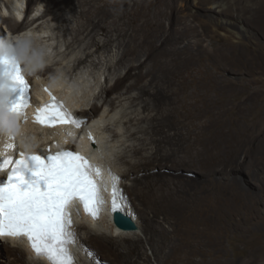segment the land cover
<instances>
[{"label":"bare ground","instance_id":"1","mask_svg":"<svg viewBox=\"0 0 264 264\" xmlns=\"http://www.w3.org/2000/svg\"><path fill=\"white\" fill-rule=\"evenodd\" d=\"M108 1L42 0L24 24L26 16L22 21L16 16L20 12L26 14L32 0H0V43L16 42L25 71L33 82V96L39 94L41 85H51L57 93L65 94L74 107H83L77 112L80 117L96 119L101 162L108 165L118 196L124 198L122 211L136 224V229L126 230L113 224L111 213L96 222L73 213L74 264H98V255L101 264H177L180 259L188 264H206L207 259L220 253L222 240L227 236L225 226L229 218L225 217L224 208L233 205L254 211L251 199L259 198L258 192L264 195V187L248 193L229 177L228 172L241 168L246 156L239 157L236 151L227 154L226 140L229 141L235 126L206 118L213 98L204 79L192 77V70L197 63L208 61L206 56L201 57L207 49L194 48L184 41L186 32L196 25L192 20L200 10L206 11L204 18L216 15L211 18L216 21V28L239 39L245 38L241 34L244 20L258 26L264 35L263 6L256 4L251 13V8L245 7L253 0H111L109 7L116 18L121 17L118 12L135 15L131 19L132 31L122 32L125 41L116 36L115 24L107 15L102 14L104 17L98 23L93 22L94 12L101 7L103 10ZM177 3H181L180 10ZM63 10H74L79 25L56 35L55 30H60L61 22L68 17ZM230 11L237 13L230 17ZM144 13L150 16L147 22ZM203 22L205 19L199 24ZM223 40L227 41L225 37ZM59 42L65 43L63 50H59ZM99 46H103L104 54ZM231 61L219 60L222 64ZM166 76L172 80L169 85ZM112 79L115 80L111 84ZM168 86L171 93L179 92L184 109L178 113L181 120L177 117V123L184 128L181 141L187 152L183 154L162 148V139L156 136L163 127L159 122L161 114L141 94ZM113 93L115 96H111ZM103 94V104L97 103ZM260 100L261 103L254 97L245 106L248 115L242 116L244 120L252 119L255 112L264 123V98ZM13 118L18 122V117ZM188 123L190 127L186 126ZM23 129L28 143L38 141L41 133L46 132L31 125ZM165 137L174 139L171 132L165 133ZM77 142L81 149L86 148L84 141ZM260 159L264 160V148L257 158L250 159L253 164L249 175L259 178ZM156 163L193 167L198 179L174 178L159 171L150 173L151 165L158 167ZM179 188L184 189L182 193ZM249 234L241 233L240 237L247 240ZM254 239L246 255L264 264V232ZM130 253L134 254V262L127 255ZM0 264L48 263L31 255L19 240L0 238Z\"/></svg>","mask_w":264,"mask_h":264},{"label":"rangeland","instance_id":"2","mask_svg":"<svg viewBox=\"0 0 264 264\" xmlns=\"http://www.w3.org/2000/svg\"><path fill=\"white\" fill-rule=\"evenodd\" d=\"M41 1L42 0H32L28 10V20L26 18L24 24L33 16L32 9H35ZM108 3L109 4L103 6V10L101 7L94 12L93 22L96 24L101 20L103 16L102 14L107 15V19L109 21L114 22L115 25L117 24V26L114 25V27H116L114 32L116 36L119 39H124L126 41L125 35L122 32L132 31L131 19L135 15H132V13L121 15L122 13L118 12L121 17L116 18L115 11L113 8L109 7L111 0H109ZM260 4L263 6L264 13V0H253L246 3L247 6L244 7L251 8L250 12L254 13L252 10L253 7L255 9L257 6L259 7ZM63 5L65 6V4H61V6ZM67 5L73 6L71 3H68ZM206 5L209 6V4ZM39 8L43 10V6ZM76 8H78V5H76ZM176 8L177 10H180L181 3H177ZM138 9H140V7ZM195 9L197 8H193L192 10ZM63 12L66 13L68 17L66 20L61 22L63 27L60 28V30H55L56 35L62 33L64 30H68V28H78L79 25L78 17L76 16L74 10H63ZM205 12V10H200L199 15H202L203 17L198 15L192 20V23L196 25L191 29V32H186L188 35L184 41V43L186 42L194 48L202 49V47H205L207 49L206 52L201 53V57L206 56L208 61L205 63H197L192 70V77L203 78L207 84V89L213 98L212 107L209 109L208 116H206V118L208 120L224 123L228 127L235 126V130L232 132L229 141L226 140L227 154L230 155L231 152L233 153L236 151L239 157H248H245V161L243 162L241 168L228 172L229 177H231L237 184L245 187L244 189L248 193H255L259 190L260 186L264 187V160L260 159L262 165L258 170L259 178L249 175L248 171L252 168L253 164L250 159L257 158L264 148V123L261 122L262 119L255 112L252 119L248 118L247 120H244L242 116L248 115V111L245 106L252 102L254 97L258 98L259 103H261L260 97L264 98V35L257 29L258 26L255 28L244 20V26L241 28V34L242 37L245 38L239 39L233 35L227 34L224 29H217L216 21L211 19L216 17V15L211 18H204L207 15ZM250 12L248 13L251 14ZM230 13V17H233V14L235 16L237 11H230ZM181 14L182 13H179V15ZM137 16L139 17V15ZM144 18L147 22L150 16H146L144 13ZM204 19L205 22L199 24ZM166 25H168L167 22ZM3 26L7 29L6 24L2 23V27ZM121 29H124V31H118ZM172 33L177 35L179 32ZM82 34L84 36L85 33ZM248 36L250 37L248 38ZM224 37L228 42L223 40ZM53 42L55 43L56 41H51L50 43ZM59 43V50H63L66 47L65 43ZM258 45L261 47H258ZM107 48H110L109 45H107ZM115 49L117 50L118 48ZM98 50L104 54L103 46H99ZM48 52H50V49ZM221 59H231L232 61L228 64H222L219 62ZM169 78L170 77L166 76V85L172 83V80ZM114 80L115 79H112L111 84ZM168 88L170 89L171 87L168 86L164 90H150L148 93H146L147 91H141V94L147 96L153 110L161 114L162 120L159 122H162L163 127L156 133V136L162 139V148H166L172 151V153L183 154L187 152V148H185L183 142L181 141V136L184 134V128L181 124L177 123V117H179L178 113L184 109L179 100V92L174 91L171 93L170 90L168 91ZM98 91L99 88L95 90V94L98 93ZM115 94L116 93H113L111 96H115ZM104 97H106V94H103L102 98L98 100L97 103L104 101ZM100 106L101 104L97 107L99 108ZM96 113L97 111L93 112L95 115ZM186 122L187 120H184V123ZM186 126L190 127L191 125L188 123ZM168 132H171L174 139L170 140L165 137V133ZM156 164L158 167H153L155 165H151L153 169H151L152 171H150V173L153 172L155 174L159 171L161 174L171 175L174 178L184 176L185 178L182 177L184 179H198L197 175L199 174L193 171V167L171 166L168 163H163L161 165H159V163ZM183 190V188H179V193H182ZM258 196L259 198L257 199H251V202H254L253 205L256 208H254V211L245 210L243 207H233V205L224 208L227 211L225 217L227 219L229 218L225 226L227 236L222 240L223 243L220 247V253L217 254L215 258L207 259L206 264H261L262 261L260 259L254 256L246 255L248 249L247 247H249V243H251L250 241H256L254 238H258L262 232H264V222L262 223V221H264L263 192H258ZM241 233H250L248 235L249 238L247 240L242 239L240 237ZM177 243L179 245L181 243L179 236L177 238ZM5 254H7L6 251ZM127 255H130L132 257L131 258L129 256L130 260L134 262V254L130 253ZM100 257L101 255H98L96 258L98 264H101ZM177 264H188V262L180 259ZM194 264L203 263L196 262Z\"/></svg>","mask_w":264,"mask_h":264},{"label":"snow or ice","instance_id":"3","mask_svg":"<svg viewBox=\"0 0 264 264\" xmlns=\"http://www.w3.org/2000/svg\"><path fill=\"white\" fill-rule=\"evenodd\" d=\"M28 91L15 53L0 48V93H5L0 97V117L6 109L9 116L27 119L24 109L30 99ZM33 120L45 127L72 124L78 128L85 123L52 97L36 110ZM10 139L14 141L13 136ZM9 150H15L13 142L0 150V237L25 238L32 251L49 264H73L67 247L75 242L71 210L79 204L93 218L98 216L104 203L99 167L80 153L60 147L54 153L20 152L19 158ZM117 191L113 184L112 212L124 206V198L117 196Z\"/></svg>","mask_w":264,"mask_h":264},{"label":"water","instance_id":"4","mask_svg":"<svg viewBox=\"0 0 264 264\" xmlns=\"http://www.w3.org/2000/svg\"><path fill=\"white\" fill-rule=\"evenodd\" d=\"M112 222L116 227L121 229H136L135 222L128 215L121 211L112 212Z\"/></svg>","mask_w":264,"mask_h":264}]
</instances>
